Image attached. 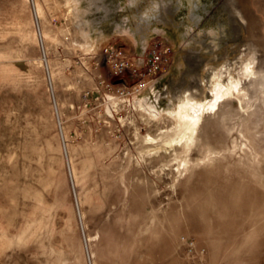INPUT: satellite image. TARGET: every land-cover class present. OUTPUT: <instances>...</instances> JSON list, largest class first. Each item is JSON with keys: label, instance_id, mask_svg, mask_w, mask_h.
I'll list each match as a JSON object with an SVG mask.
<instances>
[{"label": "rangeland", "instance_id": "obj_1", "mask_svg": "<svg viewBox=\"0 0 264 264\" xmlns=\"http://www.w3.org/2000/svg\"><path fill=\"white\" fill-rule=\"evenodd\" d=\"M156 36L173 50L158 107L93 109L105 48L134 59ZM208 102L193 129L179 117ZM252 174L264 0H0V264H188L182 236L201 264H264V224L235 212Z\"/></svg>", "mask_w": 264, "mask_h": 264}, {"label": "built area", "instance_id": "obj_2", "mask_svg": "<svg viewBox=\"0 0 264 264\" xmlns=\"http://www.w3.org/2000/svg\"><path fill=\"white\" fill-rule=\"evenodd\" d=\"M173 50L167 40L156 36L150 42L145 54L134 59L126 56L117 44L108 45L103 52V64L109 68V78L98 77L91 105L93 109L105 107L107 114H118L123 109L131 112L157 108L162 91L156 88L158 81L170 70ZM102 62H96L99 67ZM90 102H86V108ZM90 105V106H91ZM188 264H201L205 249L198 247L193 238L182 236Z\"/></svg>", "mask_w": 264, "mask_h": 264}, {"label": "bare ground", "instance_id": "obj_3", "mask_svg": "<svg viewBox=\"0 0 264 264\" xmlns=\"http://www.w3.org/2000/svg\"><path fill=\"white\" fill-rule=\"evenodd\" d=\"M234 70H236V79H234V77L232 76ZM225 73H227L231 79L229 84H227L226 86L222 85L221 83L215 85L213 94L216 98V102L224 95L229 94L230 89H236L242 82H245L247 79V68L244 66H237L236 69L228 68ZM216 102H208L206 105H191L190 111L192 113H189V110H187L186 108H181L178 112L179 117L188 122L191 125V129H193V127L198 123L204 111L206 109L214 107L216 105ZM257 176L258 174H252L249 177L245 176L242 184L237 189V199H235L234 204L236 206V213L241 216H245V214H247L248 218L250 217L249 221L253 223V225L260 227L259 224H264V194L262 193V191L264 190V181L259 183L255 182L253 184L248 180V178H254Z\"/></svg>", "mask_w": 264, "mask_h": 264}, {"label": "crops", "instance_id": "obj_4", "mask_svg": "<svg viewBox=\"0 0 264 264\" xmlns=\"http://www.w3.org/2000/svg\"><path fill=\"white\" fill-rule=\"evenodd\" d=\"M113 43V42H112ZM116 43V42H115Z\"/></svg>", "mask_w": 264, "mask_h": 264}]
</instances>
